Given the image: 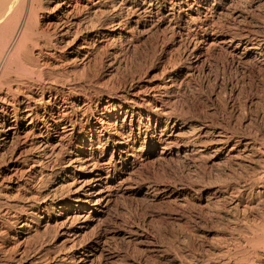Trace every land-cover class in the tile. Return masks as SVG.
I'll list each match as a JSON object with an SVG mask.
<instances>
[{"label":"bare ground","instance_id":"1","mask_svg":"<svg viewBox=\"0 0 264 264\" xmlns=\"http://www.w3.org/2000/svg\"><path fill=\"white\" fill-rule=\"evenodd\" d=\"M211 1L0 0V264H27V239L33 231L38 235L40 229L51 228L56 230V237L63 238L53 246L58 254L56 259L52 257L56 261L50 262L43 253L30 264H87L95 258L119 264L121 254L109 244L108 227L101 226L116 191L133 188L137 152L142 150L143 143L151 146V158L170 156L194 163L204 157L214 163L230 145L228 152L224 151L229 155L225 158L235 160L247 177L238 175L235 185L222 186L218 198L229 203L227 209L224 207V218L232 227L229 234L238 235L237 254H243L241 260L235 255L238 264H264V139L242 135L234 140L230 135L222 141L221 134L208 132V127L198 130L191 123L196 120L194 117L178 116L171 120L159 105L165 101L166 93L180 89L178 85L184 76L176 70L159 86L154 84L157 88L151 86L154 93L148 90L150 99L141 94L142 86L126 80L123 86L116 87L112 79L119 68L117 64H123L124 52L132 46L134 33L145 34L161 26L155 22L152 27L146 24L157 9L156 14H161L162 19L178 16V22L169 26L170 39L175 43L189 35L185 33V24L201 44H206L211 35H224L219 29L215 31L214 20L207 14L210 4L217 9L223 8L225 2ZM184 15L188 20L183 25ZM237 36L230 35L222 42H238V47L251 37ZM189 42L185 48L202 62L206 56L204 49ZM252 42L244 45V53L254 60L264 58V38L257 37ZM100 51L105 55L100 60L103 70L95 74L92 66L101 56ZM193 65L191 61L190 66ZM106 73L110 77L106 75L104 80ZM98 77L103 79L102 83ZM137 116L141 124L144 120L151 123L155 117L166 118L159 127V137L155 138L149 128L140 147L131 139L132 129L129 134L125 131L127 126L130 129L127 118L133 121ZM210 137L217 139L216 143L208 145V139L202 144L204 138ZM184 141L187 142L183 145ZM161 143L165 148L157 154ZM27 185L31 187L28 192ZM61 190L65 192L61 193L63 196L54 195ZM159 193L160 188L152 185L144 196L154 198ZM250 213L258 215L256 224L247 223ZM241 214L245 216L244 222ZM93 223L95 229H100L87 238L86 230ZM13 238V246L8 247V240ZM229 253V249L222 250L223 264L230 262Z\"/></svg>","mask_w":264,"mask_h":264},{"label":"rangeland","instance_id":"2","mask_svg":"<svg viewBox=\"0 0 264 264\" xmlns=\"http://www.w3.org/2000/svg\"><path fill=\"white\" fill-rule=\"evenodd\" d=\"M212 2L214 1L212 0ZM224 2H222V4L224 3L223 8L217 7V9H213V3L210 4L207 15L212 16L215 31L219 29L220 32H225L224 35L230 33L228 34L229 37L234 34L238 36L242 34L251 36L250 38H245L238 47V42L232 44L223 43L222 40L229 39V37L224 38L223 33L217 38L211 35L206 44L199 43V38L185 24V21L188 20V16L186 15H184L183 25L185 24V30L187 29L185 33L189 35H185L186 40L183 39L181 42L178 39L179 37H177L178 40H176L179 41V44L175 43L170 39L172 34L171 27L169 26H174L178 22V16H176L177 18H173L170 15L165 20L162 19L161 14H156L158 12L157 9L153 15H149L148 19H146L148 22L146 24L151 26L155 22L154 24H161V26L158 29L156 28V30L151 28L145 34L134 33L135 39H133L132 46L129 50L125 51L127 53L124 52L123 64H117L119 67L116 72L117 75L115 74L112 79L116 87L123 86L126 80L130 81V83L134 82L140 87L142 86L140 88L141 94L144 98L150 99L151 92L152 95L154 93L152 89L154 84L159 86L164 79L169 78L170 75H173L172 72L174 73L176 70V73L184 76L178 85L180 89L177 88V91L172 94L171 92L166 93L164 96L165 101L159 105L163 111L165 110L172 117L171 120L175 121L178 116L194 117L196 120H192L191 123L196 124L198 130L201 127H208V132H213L216 136L218 135L217 133L221 134V137L224 138L222 141L230 135L234 140L239 139L242 135V137L245 135V137L263 140L264 58L261 56L258 58L259 60H254L247 56L243 49L244 45H251L252 41L257 40V37L258 39L259 37L260 39L264 38V4L261 0H224ZM210 11L212 12L210 13ZM165 24H168V28L166 29ZM187 40H191L190 42L193 46H199L198 48L204 49V55L206 56L202 61L203 63L193 58L194 56H191L192 54L189 53V48H185L188 46L189 41L187 42ZM194 41L196 44H194ZM187 53L188 55H186ZM100 55L103 58L99 57L98 61L93 64L92 73L96 74L97 71L98 74L99 69H102L100 62L105 58L104 51H100ZM186 56L189 58L187 59ZM191 61L194 63L193 67L190 66ZM196 62L197 64H195ZM99 63L100 65H98ZM106 75L110 77L106 73L104 80L108 78ZM138 77L140 78L138 79ZM98 79L99 81L103 80L99 77ZM102 86L105 85L102 84ZM145 86H148L147 89H145ZM157 86L155 87L157 88ZM139 118L138 116L134 117L132 121L128 117L127 123L130 122L132 124L129 123L130 129L127 126L125 130L126 134L127 132L129 134L132 129L131 139L132 141L136 140L137 147H140L141 143L146 140L149 128L150 132H153L152 135L156 136H154L155 138L159 137L158 135L161 132V128L159 127H162L163 121L166 120L165 117H161L162 119L164 118L163 120L155 117L151 123L144 120L145 123L141 124ZM172 124L169 126L170 128ZM168 133H170V130ZM222 134H225V136ZM204 140L202 144L209 141L208 145L214 144L217 141V139L214 140L212 137L204 138ZM186 142L184 141L183 145ZM164 148V143H161L157 146L158 150L156 149V153H160ZM228 148L221 152L220 159L217 158L214 163L208 158L205 160V157L194 163L184 159H173L170 156L159 159L157 156L151 158L149 157L151 146L147 147L145 143L142 144V150L137 152L138 163L132 175L131 182H133V188L128 190L120 188L116 191L109 211L104 216L105 222L101 226L102 229L103 226L108 227L107 236L113 238L108 239L109 244L113 247L114 251L121 254L120 257L122 258H120L121 262L119 261V264H223L225 259H223L224 257L221 255V252L225 249L230 250L227 258H231L229 263L224 264L239 263L238 261L241 260V255L243 254L240 252H238L240 255L237 254L238 241L236 239L238 235L234 234V237L229 234V229L232 227H230V224L228 225L229 221H227V218H224L225 214L223 210L228 208L229 203L226 202L225 204L222 200L223 198H218L217 193L219 190H223L222 186L235 185L237 181L236 176L243 175L247 177V173L241 170L240 165H236L235 160H230L228 157L225 158V156H229L228 153L225 154V152H228ZM152 185L160 188L161 193L154 198L147 199L144 193ZM28 188L29 185H27V192L31 187ZM61 193L64 195V190L54 195L57 197L63 196ZM254 215V213L247 215L250 218L246 217L247 223H257L258 215L256 214V217ZM241 219L244 222L245 216H242ZM222 221H225L224 224ZM95 225L96 223L91 224L86 230L87 238L92 237L94 233L99 231L100 228L95 229ZM40 231L38 235L34 234L35 232L33 231L32 236L27 239V264H30L33 259L43 253L47 255L50 262L56 261L55 259L58 257L57 252H54L53 246L55 243H61L63 238L56 237V230L52 228L45 231L44 229H40ZM130 231L132 232L128 233ZM117 232L119 233L118 235H116ZM122 233L124 236L120 235ZM13 240L14 238L8 240V247L13 246ZM148 240L153 241V245ZM143 242H145L144 245ZM146 249L149 251L145 252ZM150 251L151 253H149ZM235 255L239 257H237L239 260ZM52 257H55V259ZM100 263L114 264V262H105L99 258H95L92 263L87 264Z\"/></svg>","mask_w":264,"mask_h":264}]
</instances>
